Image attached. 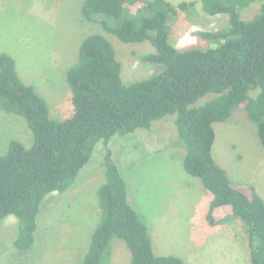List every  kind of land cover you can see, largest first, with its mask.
I'll return each instance as SVG.
<instances>
[{
  "label": "trees",
  "instance_id": "16d2710c",
  "mask_svg": "<svg viewBox=\"0 0 264 264\" xmlns=\"http://www.w3.org/2000/svg\"><path fill=\"white\" fill-rule=\"evenodd\" d=\"M255 1L201 0L208 14H228L229 24L200 33L213 45L179 49L170 41L169 18L185 9L186 1L176 6L169 0H84V19L99 20L124 42L152 44L155 51L141 59L163 69L125 84L112 42L99 33L88 35L67 71L73 113L63 119L53 118L46 98L23 81L15 59L0 53V107L23 115L34 134L30 147L14 139L0 155V223L10 215L18 218V249L32 247L45 198L70 189L103 141L102 217L82 264H113L114 238L126 243L131 264H186L179 256L155 253L149 228L130 204L126 180L108 147L113 136L149 130L174 114L178 140L185 144V171L212 195L208 221L216 224L214 212L223 209L224 220H242L250 262L264 264V198L252 184L232 181L212 153L215 123L237 108L248 112L264 146V0L252 18L241 17V10ZM208 94L215 96L196 104Z\"/></svg>",
  "mask_w": 264,
  "mask_h": 264
},
{
  "label": "rangeland",
  "instance_id": "374dc122",
  "mask_svg": "<svg viewBox=\"0 0 264 264\" xmlns=\"http://www.w3.org/2000/svg\"><path fill=\"white\" fill-rule=\"evenodd\" d=\"M169 1L176 6L189 3L169 18L170 41L179 49L211 46L214 43L200 33L229 24L228 14H208L201 0ZM83 2L0 0V53L7 52L15 59L20 77L46 98L55 119L73 113L67 71L78 61L81 42L88 35L99 33L112 42L125 84L163 69L161 64L141 59L155 51L152 44L124 42L105 31L99 20L84 19ZM261 4L258 0L246 6L241 17L252 18ZM213 96L208 94L196 104ZM175 116L155 121L149 130L115 135L108 143L126 180L128 200L149 228L155 253L179 256L186 264H252L248 228L242 220H224L227 211L223 209L214 212L216 224L208 221L212 195L199 178L185 171V144L178 140ZM214 127L212 153L218 164L232 181L252 184L264 198V146L248 112L237 108ZM14 139L30 147L34 134L23 115L0 107V155ZM105 149L104 142H98L72 187L45 198L30 249L15 246L19 234L15 215L0 223V264H82L102 217L98 188L105 180ZM111 260L113 264H131L130 250L122 239H113Z\"/></svg>",
  "mask_w": 264,
  "mask_h": 264
}]
</instances>
